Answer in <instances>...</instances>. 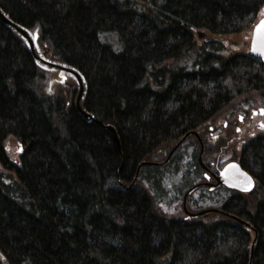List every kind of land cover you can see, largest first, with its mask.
<instances>
[{
    "label": "trees",
    "instance_id": "16d2710c",
    "mask_svg": "<svg viewBox=\"0 0 264 264\" xmlns=\"http://www.w3.org/2000/svg\"><path fill=\"white\" fill-rule=\"evenodd\" d=\"M0 10L38 33L45 60L83 75L95 118L78 114L76 83L42 69L0 21V264H264V136L244 146L257 186L228 216L184 213L200 176L194 136L166 165L140 166L165 162L192 133L222 156L210 128L251 95L264 104V63L232 44L264 0H0ZM214 195L206 208L189 196L188 210Z\"/></svg>",
    "mask_w": 264,
    "mask_h": 264
},
{
    "label": "flooded vegetation",
    "instance_id": "af4514ba",
    "mask_svg": "<svg viewBox=\"0 0 264 264\" xmlns=\"http://www.w3.org/2000/svg\"><path fill=\"white\" fill-rule=\"evenodd\" d=\"M59 75L61 77L60 82L64 83L66 81L65 74L59 73ZM262 110H264V107L261 106L260 104L243 105L239 107L235 112H232L227 117L228 118L227 121H224L222 124H219V126H217L216 129L210 128L211 134L209 135L208 141L211 143V145L215 144L217 141L222 142L224 148H223L222 156H219L218 154H214V153L209 154V152L205 154V149H204V153L202 155V163L204 166H202L199 163L201 150L199 147V139L195 138L197 146L199 148L198 166L200 168V176L195 185H200V186L191 195L200 208H206L204 207L205 205L203 204V200H202V196L204 193H212L214 197H215L214 194H216L217 196L215 198L216 205L211 204L208 206L220 211L217 214H224L226 216L228 215L227 213H225V211H223L224 209L230 208L232 206L237 207L241 205L239 200H235L236 196L241 197V199L243 200L249 197L251 198L252 193L254 192L257 186L258 178L256 176L258 174L253 173L251 170V168H253L250 164L252 160L251 154H243L242 151L244 149V146L247 145V143L249 144L264 136V127H261V125H264V114H262ZM231 128H233L234 130L235 137L233 138L230 137V133H229ZM260 132L262 133L261 135ZM243 135L244 137H249V138L243 139L242 138ZM241 139L243 140L241 141ZM237 141H238L236 147L237 158L235 159L232 158L233 153L229 151L233 149ZM184 143L182 147L185 145ZM224 157L226 159L224 162H222L221 160ZM231 163L238 164L242 173H246L248 176L252 178L254 183L253 191L243 192L238 189H235L234 186L236 185L240 186V183H238L237 180H232L229 186L224 184L218 185L217 178L221 175V172L223 171L225 166ZM218 193L224 194L226 196L220 198L218 197ZM187 203L188 201H186V205H188ZM244 205L246 206V203H244Z\"/></svg>",
    "mask_w": 264,
    "mask_h": 264
},
{
    "label": "water",
    "instance_id": "95a60500",
    "mask_svg": "<svg viewBox=\"0 0 264 264\" xmlns=\"http://www.w3.org/2000/svg\"><path fill=\"white\" fill-rule=\"evenodd\" d=\"M0 21L5 26L11 28L16 34H18L26 42V44H27L32 56H33L34 61H36L37 64L42 69L63 72L64 74L70 76L77 83L78 88H77V96H76V101H75L76 110H77L78 114L83 118L84 121H86L87 123L94 122L95 121L94 116L92 114H90L89 112H87L82 107V104H81L82 97H83V94L85 92V87H86V82H85L83 75L78 70H75L74 68H70V67L63 65L61 63H58V62H52V61L45 60L39 53V48H38V44H37L38 33L37 32L32 33L29 30L20 26L19 24L13 22L1 10H0ZM261 21H264V16L258 21V23L255 25V27L253 29L252 38H251V42H250V55L253 58H256V59L260 60L262 63H264V54H261L262 52H264V29H262L259 33L256 31L257 26L260 24ZM254 42H255V46H256L255 51H253ZM108 129L113 133L116 142L119 143V138H118L116 131L112 127H108ZM193 135H195L199 139L200 146H201V154L199 157V163L202 166H204L202 163V154L204 152L203 143H202V141H201V139L197 133H193ZM188 136L189 135L185 136L182 139V141L173 149V151L170 153L166 162L169 161L170 157L173 155V153L176 151V149L182 144V142ZM151 165H157V164L150 163V162H144L140 166H151ZM233 166H235V167H233ZM241 173H242V171H241L238 164L231 163V164L227 165L223 169V171L221 172V175L217 178L218 185L224 184V185L229 186V184L232 180H237V182L240 183V186H237V185L234 186L235 189H238V190L243 191V192H251L254 188V183H253L252 178H251V180H252L251 186H248L246 181H245V177L243 175H241ZM199 186L200 185H196L195 187L191 188L187 192L186 196L188 194L193 193ZM184 211H185V215L189 219H198V218H201V217L208 215V214L220 212L216 209H207V210H204V211H201L198 213H190L186 208V204H184ZM232 218H234L236 221H238L241 225H243L245 227L250 226V224L246 221H243V220L236 218V217H232ZM251 261H252V259H251Z\"/></svg>",
    "mask_w": 264,
    "mask_h": 264
},
{
    "label": "rangeland",
    "instance_id": "374dc122",
    "mask_svg": "<svg viewBox=\"0 0 264 264\" xmlns=\"http://www.w3.org/2000/svg\"><path fill=\"white\" fill-rule=\"evenodd\" d=\"M263 15H264V13H263ZM251 38H252V33L251 34H244V35H240L239 37H237L234 41H232V44H233V46H234V48L233 49H235L234 50V52L233 53H242V52H245V53H249V50H250V41H251ZM251 98V100H249L248 102H243V104H245V105H248V104H253V105H257V103H255V102H251L252 101V95L250 96ZM253 100H256V99H253ZM260 101V100H259ZM263 106V105H262ZM264 107V106H263ZM230 108V107H229ZM229 108H227V110H226V112L224 113V115H223V117H222V119H219L218 120V122L215 124L216 126H219V124H222L224 121H227V117H228V115H229ZM231 108H234V107H231ZM230 108V109H231ZM234 110V109H233ZM227 111H229V112H227ZM229 131V130H228ZM229 133H230V137L231 138H233V137H235V135H234V130H233V128H231L230 129V131H229ZM262 133L260 132V135H261ZM242 138L243 139H248L249 137H244V135L242 136ZM243 139H241V141L243 140ZM237 144H238V141H237V143L234 145V147H233V149H231V151H229V152H232L233 153V155H232V158H237ZM18 144L17 145H15V148L16 149H18ZM228 153V152H227ZM15 156V155H14ZM225 157L221 160L222 162H224L225 161ZM180 186H181V188L182 187H184L185 186V181H180ZM209 215V214H208Z\"/></svg>",
    "mask_w": 264,
    "mask_h": 264
},
{
    "label": "snow or ice",
    "instance_id": "6c2138e0",
    "mask_svg": "<svg viewBox=\"0 0 264 264\" xmlns=\"http://www.w3.org/2000/svg\"><path fill=\"white\" fill-rule=\"evenodd\" d=\"M262 29H264V21H261L260 24L257 26L256 31L259 33ZM256 50V46H255V42L253 44V51ZM261 54H264V52H262ZM262 114H264V110H262ZM261 127H264V125H261ZM235 167V166H233ZM241 175H243L245 177V181L247 183L248 186H251L252 180L250 176H247L246 173H241Z\"/></svg>",
    "mask_w": 264,
    "mask_h": 264
}]
</instances>
